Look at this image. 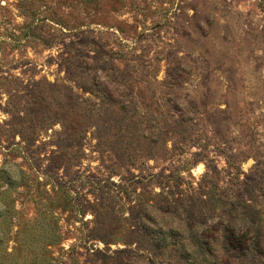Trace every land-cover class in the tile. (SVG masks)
<instances>
[{"label": "rangeland", "instance_id": "1", "mask_svg": "<svg viewBox=\"0 0 264 264\" xmlns=\"http://www.w3.org/2000/svg\"><path fill=\"white\" fill-rule=\"evenodd\" d=\"M0 264H264V0H0Z\"/></svg>", "mask_w": 264, "mask_h": 264}, {"label": "trees", "instance_id": "2", "mask_svg": "<svg viewBox=\"0 0 264 264\" xmlns=\"http://www.w3.org/2000/svg\"><path fill=\"white\" fill-rule=\"evenodd\" d=\"M155 242H157V241H155ZM158 244V243H157Z\"/></svg>", "mask_w": 264, "mask_h": 264}]
</instances>
